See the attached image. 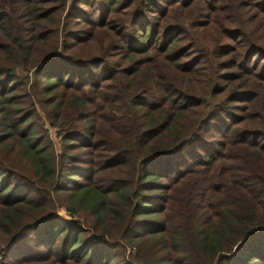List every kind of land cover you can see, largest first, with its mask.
<instances>
[{
	"label": "trees",
	"instance_id": "16d2710c",
	"mask_svg": "<svg viewBox=\"0 0 264 264\" xmlns=\"http://www.w3.org/2000/svg\"><path fill=\"white\" fill-rule=\"evenodd\" d=\"M0 256L264 264V0H0Z\"/></svg>",
	"mask_w": 264,
	"mask_h": 264
},
{
	"label": "rangeland",
	"instance_id": "374dc122",
	"mask_svg": "<svg viewBox=\"0 0 264 264\" xmlns=\"http://www.w3.org/2000/svg\"><path fill=\"white\" fill-rule=\"evenodd\" d=\"M58 1H59V3L62 4L64 0H58ZM51 5H52V4H51ZM45 8H49V6H47V7H45ZM63 13H64V12H63ZM62 16H63V14H62ZM48 130H49V129H48ZM49 132H50L51 138H52L53 141L55 142L56 147L58 148V144H57V140H56V135H55V130L50 129ZM58 214H59L60 216H62L63 218L69 219L68 216L66 215V213H65L64 210L59 211ZM0 261H1V256H0Z\"/></svg>",
	"mask_w": 264,
	"mask_h": 264
}]
</instances>
